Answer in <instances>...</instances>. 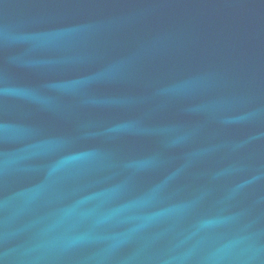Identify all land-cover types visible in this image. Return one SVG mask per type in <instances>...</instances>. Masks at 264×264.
<instances>
[{
  "label": "water",
  "instance_id": "water-1",
  "mask_svg": "<svg viewBox=\"0 0 264 264\" xmlns=\"http://www.w3.org/2000/svg\"><path fill=\"white\" fill-rule=\"evenodd\" d=\"M0 264H264V0H0Z\"/></svg>",
  "mask_w": 264,
  "mask_h": 264
}]
</instances>
